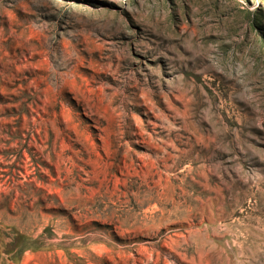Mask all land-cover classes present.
Listing matches in <instances>:
<instances>
[{"label": "rangeland", "instance_id": "obj_1", "mask_svg": "<svg viewBox=\"0 0 264 264\" xmlns=\"http://www.w3.org/2000/svg\"><path fill=\"white\" fill-rule=\"evenodd\" d=\"M0 264H264V0H0Z\"/></svg>", "mask_w": 264, "mask_h": 264}]
</instances>
